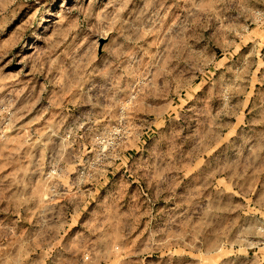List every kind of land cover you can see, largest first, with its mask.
<instances>
[{"label": "rangeland", "instance_id": "rangeland-1", "mask_svg": "<svg viewBox=\"0 0 264 264\" xmlns=\"http://www.w3.org/2000/svg\"><path fill=\"white\" fill-rule=\"evenodd\" d=\"M43 253L264 264V0H0V261Z\"/></svg>", "mask_w": 264, "mask_h": 264}, {"label": "crops", "instance_id": "crops-1", "mask_svg": "<svg viewBox=\"0 0 264 264\" xmlns=\"http://www.w3.org/2000/svg\"><path fill=\"white\" fill-rule=\"evenodd\" d=\"M64 234V231L60 230V232L57 233L58 236H61ZM52 236V231L48 228L47 230H44L43 232H39L37 230L36 234V249L41 250V252H46V250H51L53 247H60L61 241L58 239V236L54 238V243H53V238ZM62 237V236H61ZM57 240V241H56ZM57 245V246H56ZM0 264H52L51 260L46 257V254H40L36 259H32L28 262H22L19 260L15 259H9L8 261H0Z\"/></svg>", "mask_w": 264, "mask_h": 264}]
</instances>
